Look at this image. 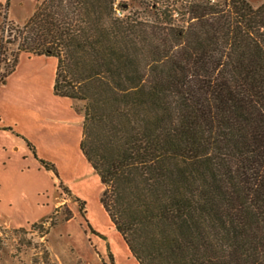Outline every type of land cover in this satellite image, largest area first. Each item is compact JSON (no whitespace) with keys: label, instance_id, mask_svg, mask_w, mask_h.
I'll list each match as a JSON object with an SVG mask.
<instances>
[{"label":"trees","instance_id":"obj_1","mask_svg":"<svg viewBox=\"0 0 264 264\" xmlns=\"http://www.w3.org/2000/svg\"><path fill=\"white\" fill-rule=\"evenodd\" d=\"M133 1L42 0L23 25L0 4V84L21 53L57 59L139 264H264V2Z\"/></svg>","mask_w":264,"mask_h":264},{"label":"rangeland","instance_id":"obj_2","mask_svg":"<svg viewBox=\"0 0 264 264\" xmlns=\"http://www.w3.org/2000/svg\"><path fill=\"white\" fill-rule=\"evenodd\" d=\"M41 1L0 0L4 6L8 3V21L19 25H23L30 18ZM119 1L127 4L128 11L142 9L136 1ZM249 2L258 7L264 0ZM3 19L0 13V25ZM4 34L9 39L14 31L7 27ZM7 48V62H10L11 52L17 50V44H9ZM46 58L48 60L44 61L42 66L47 69L48 80L47 96L44 98L48 111L45 133L47 139L41 140L39 137L37 139L41 144L40 152L44 156L43 159L59 168V177L52 170L33 169L34 213L0 214L2 222L11 220V223L24 225L28 221L29 223L37 221L25 224L27 227L20 229L0 230V264H138L100 203L103 186L99 176L86 159L78 158L76 155L78 150H81L80 142L77 144V141L83 120L80 125L77 122L67 123L68 104L73 108H82L84 102L70 101L53 95L49 83L53 77L54 57ZM5 68L4 63L2 71ZM61 176L72 181L73 187L85 199L72 196L63 183L58 184L57 179H61ZM58 193L66 198L70 196L71 200L54 211L53 206ZM87 207L88 211L85 210Z\"/></svg>","mask_w":264,"mask_h":264},{"label":"crops","instance_id":"obj_3","mask_svg":"<svg viewBox=\"0 0 264 264\" xmlns=\"http://www.w3.org/2000/svg\"><path fill=\"white\" fill-rule=\"evenodd\" d=\"M0 4L3 3L0 2ZM53 59V77L49 85L52 86V93L55 97L63 98L56 96L53 92L57 65V59ZM47 60L46 56L21 53L15 71L0 84V214L34 213L35 184L33 169L37 171L46 170L39 160V158L43 159L44 156L40 152L41 144L37 138L47 139L45 133H47L46 116L48 111L46 110L44 98L47 96L46 83L48 80L46 77L47 69L42 66V63ZM64 99L70 100L68 98ZM18 101H20V104ZM68 105L67 116L69 119L67 123L77 122L79 125L82 124V114L77 112L70 104ZM69 126L73 127L70 124ZM78 136L77 144L82 139V128L80 127ZM34 151L37 156H35ZM76 155L78 158L86 159L81 150H78ZM55 164L59 167L57 163ZM58 170L59 168H57ZM61 177V179H57L58 184L63 183L72 196L85 199L73 187L72 181L63 178V176ZM70 200V196L66 198L58 193L55 197L54 211ZM85 210L88 211V207ZM34 221H30V223L37 222ZM28 223L29 221L24 225H18L11 223V220L2 222L0 219V230L20 229L27 227L25 224Z\"/></svg>","mask_w":264,"mask_h":264}]
</instances>
